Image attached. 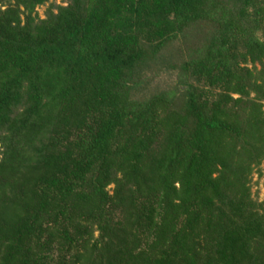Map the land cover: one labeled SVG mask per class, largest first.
<instances>
[{
    "label": "trees",
    "instance_id": "1",
    "mask_svg": "<svg viewBox=\"0 0 264 264\" xmlns=\"http://www.w3.org/2000/svg\"><path fill=\"white\" fill-rule=\"evenodd\" d=\"M61 1L0 0V264H264V0Z\"/></svg>",
    "mask_w": 264,
    "mask_h": 264
},
{
    "label": "rangeland",
    "instance_id": "2",
    "mask_svg": "<svg viewBox=\"0 0 264 264\" xmlns=\"http://www.w3.org/2000/svg\"><path fill=\"white\" fill-rule=\"evenodd\" d=\"M65 1H61V0H55V5H64ZM45 7H37L35 8V12L36 15L42 19L43 17V11H44ZM261 33L264 34V22L261 26V32L258 33V37L262 39L261 37ZM240 68H244L250 71L251 74V78L249 80L250 83H254V85H259L262 84V88L264 89V81H262V74L260 72L261 67L258 64H239L238 65ZM171 79V78H170ZM248 81V79H247ZM250 89H247V97L248 99H250L251 101H254L255 99V93L252 87H249ZM230 97L232 99H237L238 96L231 94ZM258 104H260V108L261 111L264 114V100H260V101H256ZM1 156V155H0ZM216 175L214 174L212 177L214 178ZM245 187L248 190V198L256 203H261L264 201V158H262L259 161V164L257 166H255L254 168H252L251 173L249 174L248 178H247V182ZM113 189V185H109L105 188V191L107 192L108 195H111V191ZM91 231H92V238L95 239L97 237V231H95V227L92 226L90 227Z\"/></svg>",
    "mask_w": 264,
    "mask_h": 264
}]
</instances>
